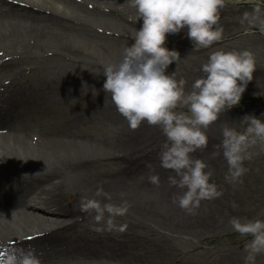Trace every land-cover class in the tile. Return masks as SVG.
<instances>
[{
	"label": "bare ground",
	"instance_id": "6f19581e",
	"mask_svg": "<svg viewBox=\"0 0 264 264\" xmlns=\"http://www.w3.org/2000/svg\"><path fill=\"white\" fill-rule=\"evenodd\" d=\"M89 11L137 30L142 25L126 0H0V244L31 246L42 264H127L138 247L136 234L120 241L92 234L87 217L81 219V196L103 187L120 203L116 188L144 187L134 175L153 160L132 146L120 154L127 128L115 123L119 112L111 97L100 104L113 123L109 132L90 130L89 107L75 103L55 73L78 65V54L61 36ZM50 31L57 35L46 42ZM26 60L35 61L27 74L11 70ZM86 77L94 82L92 73ZM116 160L122 164L117 172L109 168Z\"/></svg>",
	"mask_w": 264,
	"mask_h": 264
},
{
	"label": "clouds",
	"instance_id": "9594fccd",
	"mask_svg": "<svg viewBox=\"0 0 264 264\" xmlns=\"http://www.w3.org/2000/svg\"><path fill=\"white\" fill-rule=\"evenodd\" d=\"M126 2L142 25L118 59L103 67V90L110 93L131 130L144 122L161 130L165 141L159 152L160 167L170 170L167 183L179 190L173 203L186 214L195 215L202 201L219 198L223 192L211 180L209 165L193 154L207 147L209 126L239 104L253 79L256 57L248 49H217L201 66L203 75L186 91V81L166 71L181 60L176 50L165 46L166 37L183 30L193 49L211 48L223 39L220 12L226 0ZM241 23L264 33V9L255 7L246 12ZM241 121L242 129L223 127L222 140L212 153L213 158L223 156L227 164L224 179L233 186L243 183L248 171L245 162L253 158V149H264V120L246 115ZM148 167L153 173L147 177L149 183L159 187V175ZM120 195V203H113L111 194L97 187L91 197L81 196V219L89 218L97 232L122 233L126 225L118 224L117 218L128 214L130 204L123 199L125 193ZM229 224L241 238L251 237L244 247V264H257V257L264 255V220L233 217ZM0 264H42V260L31 246L0 244Z\"/></svg>",
	"mask_w": 264,
	"mask_h": 264
},
{
	"label": "rangeland",
	"instance_id": "374dc122",
	"mask_svg": "<svg viewBox=\"0 0 264 264\" xmlns=\"http://www.w3.org/2000/svg\"><path fill=\"white\" fill-rule=\"evenodd\" d=\"M255 7L264 9V0H226L220 12L223 39L209 49H193L183 30L178 34H168L165 42V46L169 50H176L181 59L170 64L166 71L177 80H185L186 91H190L193 82L203 75L201 66L207 62L210 53L217 49H248L256 57L253 79L247 84L239 104L222 113L209 126L206 130L207 147L193 154L209 165V170L213 172L211 180L223 192L221 197L202 201L195 215L186 214L173 203L174 195L179 190L169 187L167 183L170 170L160 167L159 152L165 141L161 130L142 123L134 136L127 121L121 114H116L115 123H122L127 128L124 133L126 137L119 143L120 154H126L124 147L132 146L137 153H152L153 159L141 165L134 175V183L143 182L144 187L130 189L128 183V187L116 188V196L121 197L120 194L125 193L123 198L132 200L128 214L117 218L118 224L126 225L125 230L122 233L102 232V236H111L119 241L136 234L138 247L132 257L128 255L127 264H244V247L251 237L241 238L231 229L229 221L233 217L264 220V149H253V158L245 162L248 171L242 178L243 183L235 186L224 179L227 164L223 156L213 158L212 153L222 140L225 125L242 129L244 125L241 120L246 115L264 120V33L258 27L241 23L244 14L251 13ZM74 11V8H69V12ZM103 13H80V24L63 33V42L78 54V65L55 72L73 96L74 102L89 107L90 121L87 120V123L89 129L98 134L109 132L110 125H113L100 109V104L106 106L104 96L106 99L111 97L110 93L103 90V67L118 59L122 49L133 42L136 31L130 22H121L116 16ZM56 35L50 31L42 39L48 42ZM31 63L35 61H23L11 70L27 74ZM13 72L8 71L9 75ZM88 73L93 74L94 82L86 77ZM117 132L116 144L121 138ZM118 162L116 160V165L109 168L117 172L122 166ZM149 165L159 175V187L147 179L153 174ZM84 223L92 234H97L89 218ZM257 264H264V255L257 257Z\"/></svg>",
	"mask_w": 264,
	"mask_h": 264
}]
</instances>
